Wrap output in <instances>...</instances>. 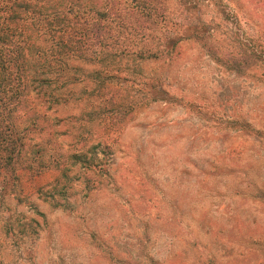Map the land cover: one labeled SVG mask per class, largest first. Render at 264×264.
Returning <instances> with one entry per match:
<instances>
[{
	"label": "rangeland",
	"instance_id": "374dc122",
	"mask_svg": "<svg viewBox=\"0 0 264 264\" xmlns=\"http://www.w3.org/2000/svg\"><path fill=\"white\" fill-rule=\"evenodd\" d=\"M201 9L210 21L211 5ZM254 17L264 29V19ZM250 27L242 23L239 33ZM179 48L180 58L165 70L174 100L142 107L109 136L108 174L99 188L76 182L75 204L66 211L42 203L29 187L22 202L1 194L0 264L259 263L248 241H264V138L244 123L264 134L261 71L242 51L219 50L237 53L238 72L228 69L231 62L217 66L195 42ZM236 119L240 124L227 123ZM63 124L56 128L66 150L74 140Z\"/></svg>",
	"mask_w": 264,
	"mask_h": 264
},
{
	"label": "trees",
	"instance_id": "16d2710c",
	"mask_svg": "<svg viewBox=\"0 0 264 264\" xmlns=\"http://www.w3.org/2000/svg\"><path fill=\"white\" fill-rule=\"evenodd\" d=\"M246 1L253 13L241 0H174L179 11L172 0H0V206L1 194L22 202L29 187L42 203L72 210L76 182L99 188L108 174L109 136L142 107L174 100L165 70L180 58L184 42L236 71L237 53L219 50L242 51L264 82V29L254 17L264 19V0ZM204 4L212 7L210 21L201 17ZM242 23L252 29L240 34ZM147 64L155 69L145 70ZM64 108L76 113L52 117ZM60 123L74 140L66 150ZM249 241L264 264V241Z\"/></svg>",
	"mask_w": 264,
	"mask_h": 264
}]
</instances>
